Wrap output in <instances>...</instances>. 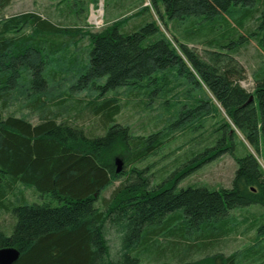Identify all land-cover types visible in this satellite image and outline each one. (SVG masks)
<instances>
[{"label":"trees","instance_id":"16d2710c","mask_svg":"<svg viewBox=\"0 0 264 264\" xmlns=\"http://www.w3.org/2000/svg\"><path fill=\"white\" fill-rule=\"evenodd\" d=\"M10 1L0 0V14ZM143 10L153 12L166 32L172 28L171 38L155 20L126 31L129 18L113 19L89 35V53L79 57L88 64L71 89L95 93L85 106L100 116L102 132L119 114L114 96L119 90L176 118L179 129L189 124L194 132L219 117L212 146L190 160L199 161L196 166L184 165L169 176L170 186H152L151 167H137L161 148L159 132L138 137L112 124L104 135H95L64 118L68 100L62 101V91L53 93L59 83L52 82L60 73L63 77L57 62L78 59L70 45L80 29L63 28L36 13L0 17V210L15 219L10 236L0 232V248L19 252L14 264H140L139 257L157 248L159 239L205 246L223 236L232 212L264 208L259 162L264 164V71L254 76L249 93L240 86L244 70L234 57L249 38L264 52V0H150ZM229 22V33L207 39L202 53L183 43ZM14 104L39 114L38 122L2 114ZM236 131L246 151L241 158L234 156ZM224 154L236 164L230 188H176L184 174ZM124 176L108 199L100 196ZM17 186L42 202L25 204ZM8 196L24 204L14 207ZM256 233L254 243L239 253L177 264H264V223L256 225Z\"/></svg>","mask_w":264,"mask_h":264},{"label":"rangeland","instance_id":"374dc122","mask_svg":"<svg viewBox=\"0 0 264 264\" xmlns=\"http://www.w3.org/2000/svg\"><path fill=\"white\" fill-rule=\"evenodd\" d=\"M149 6L150 0H11L10 4L1 12L0 17L8 18L24 13H36L50 22L58 21L56 23L63 28L80 29L78 31L81 32L78 33L74 40H71V44H73L70 45V52L75 56L77 55L78 59H72L70 64L66 59L57 62L58 69H61L64 73L63 77H61V73L56 75L55 81L52 82L59 83L54 88L55 91L53 93L56 90L62 91L65 95L60 98H62V101L68 100L62 108V111L67 110L68 112V116L64 118L74 122L77 126L83 127L85 132L89 131L95 135H101L102 133L104 135L112 124L126 126L133 136L138 137H146L152 133L159 132L162 141L161 148L143 163L138 164L137 167H151L150 170L153 175L152 186L164 183L170 186L172 179L167 180L169 176L184 165H188L189 168L196 166L199 161L191 163L190 160L195 158L197 154L202 153L200 150L204 147L210 148L212 146L214 137L217 135L214 133V123L219 120V117L207 119L201 125L202 127H198L194 132L191 128H188L189 124L179 129L181 124H175L176 118L170 120L168 116L161 115L157 109L149 110L144 107L143 98L133 94H126L125 90H119L114 95L116 104L120 109L119 114L114 118L113 123H109L103 128L102 132L101 127L97 126V123L101 120L100 116H93L85 106V103L93 99L95 93L72 92L71 89L76 78L84 72L88 64V59H79V57L84 56V52L85 56L89 53V35L101 31L106 25L113 22V19L129 18L124 25L126 31H131L137 25H142L149 20H155L160 28L164 30L153 12H150V10L142 11V8H149ZM231 24V22L228 23L227 26L229 28L222 26L219 29L217 28L214 33L203 35L204 38L190 42L183 41V43L187 44L189 48L196 49L197 52L202 53L207 48L205 44L207 39L228 34L230 27H233ZM247 26L248 29H252L251 22L247 23ZM234 28L239 34H243V30L240 31L238 27ZM171 30L169 29V32L172 33ZM163 32L168 38H171L168 31L164 30ZM173 32L179 38L180 34L175 30ZM234 57L244 70L245 79L240 82V86L251 93L255 86L254 76L264 71V52L254 38H249ZM69 71L71 72L69 73ZM71 95L75 96L76 99L70 98ZM108 96L110 98L113 95ZM58 98L55 99V102L59 101ZM50 107L55 112V107ZM1 111L4 115L27 116L32 124L38 122L39 114L30 112V109L24 108V106L14 104L8 110ZM60 121L61 118L58 119V122ZM235 133L236 136L233 140L234 156L241 158L246 154L245 146L242 144L243 140L240 134L237 131ZM116 160L119 161V159ZM259 162L264 170L263 162L260 159ZM119 167L121 171V166ZM235 170L236 164L233 158L230 154H224L184 174L178 180L176 188H185L190 185H201L210 189L230 188ZM125 178L126 176L115 181L100 196L108 199L112 191L124 182ZM16 188L23 196L25 204H39L42 202L31 190L24 189L22 186H17ZM7 199L13 202L14 207L24 204L18 202L20 199L13 196H8ZM231 215L232 220L228 221L225 227L226 231L224 230L223 236L217 240H209L207 243L205 242V246L197 247L195 245L197 241L191 242L193 244L187 246L186 242L180 239H170L169 241L159 239L157 248L153 247L155 248L153 250L150 248L146 250L149 253L139 257L140 264H167L168 262L177 264L179 260L193 261L206 255L218 253L229 256L243 251L252 245L257 238L256 225L264 223V219L261 218H264V208L251 206L246 208L245 212L236 211L232 212ZM14 225L15 219L11 212L8 214L0 210V232L10 236ZM108 241L112 245V253L114 254L117 245L112 231L108 236Z\"/></svg>","mask_w":264,"mask_h":264},{"label":"water","instance_id":"95a60500","mask_svg":"<svg viewBox=\"0 0 264 264\" xmlns=\"http://www.w3.org/2000/svg\"><path fill=\"white\" fill-rule=\"evenodd\" d=\"M252 97H250V101ZM121 163L116 160V173L120 172ZM19 259V252L14 248H0V264H14Z\"/></svg>","mask_w":264,"mask_h":264},{"label":"bare ground","instance_id":"6f19581e","mask_svg":"<svg viewBox=\"0 0 264 264\" xmlns=\"http://www.w3.org/2000/svg\"><path fill=\"white\" fill-rule=\"evenodd\" d=\"M93 18H94V15H93Z\"/></svg>","mask_w":264,"mask_h":264}]
</instances>
